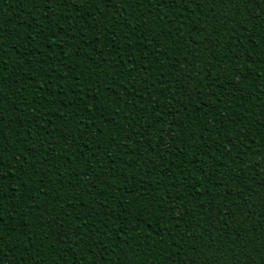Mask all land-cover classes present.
I'll list each match as a JSON object with an SVG mask.
<instances>
[{
    "label": "trees",
    "instance_id": "16d2710c",
    "mask_svg": "<svg viewBox=\"0 0 264 264\" xmlns=\"http://www.w3.org/2000/svg\"><path fill=\"white\" fill-rule=\"evenodd\" d=\"M0 264H264V0H0Z\"/></svg>",
    "mask_w": 264,
    "mask_h": 264
}]
</instances>
